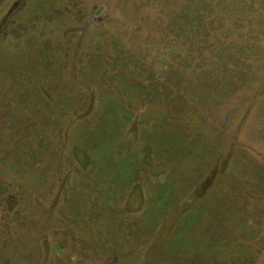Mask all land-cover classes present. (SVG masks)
Returning <instances> with one entry per match:
<instances>
[{
  "label": "rangeland",
  "instance_id": "obj_1",
  "mask_svg": "<svg viewBox=\"0 0 264 264\" xmlns=\"http://www.w3.org/2000/svg\"><path fill=\"white\" fill-rule=\"evenodd\" d=\"M0 264H264V0H0Z\"/></svg>",
  "mask_w": 264,
  "mask_h": 264
}]
</instances>
